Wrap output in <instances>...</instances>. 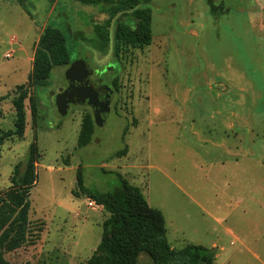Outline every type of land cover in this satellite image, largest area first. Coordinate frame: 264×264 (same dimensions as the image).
<instances>
[{
    "label": "rangeland",
    "instance_id": "374dc122",
    "mask_svg": "<svg viewBox=\"0 0 264 264\" xmlns=\"http://www.w3.org/2000/svg\"><path fill=\"white\" fill-rule=\"evenodd\" d=\"M212 1L215 12L207 0H151V43L122 45L116 56L112 42L104 51L93 42L91 24L107 18L102 2L0 0L1 129L14 127L17 86L29 92L23 137L0 146V234L17 212L13 168L24 171L30 148L36 171L28 241L0 246L1 264H90L109 214L88 205L78 168L90 188L112 190L119 177L138 186L162 212L174 248L216 243V264H264V0ZM48 24L67 35L69 63L34 87ZM78 59L117 77L118 88L83 146L91 108L59 111L55 98ZM136 264L152 261L141 252Z\"/></svg>",
    "mask_w": 264,
    "mask_h": 264
},
{
    "label": "trees",
    "instance_id": "16d2710c",
    "mask_svg": "<svg viewBox=\"0 0 264 264\" xmlns=\"http://www.w3.org/2000/svg\"><path fill=\"white\" fill-rule=\"evenodd\" d=\"M81 3L96 6L103 3L107 18L103 22L91 24L93 42L99 51L106 50L112 42L113 53L117 56L120 46H143L151 43V0H79ZM210 10L217 7L207 0ZM115 20V21H114ZM114 24V25H113ZM113 26V28H112ZM69 63L67 35L53 24H48L38 41L30 79L34 87L45 86L54 66ZM117 77H114L116 85ZM12 104L15 110L14 127L0 128V146L12 137L22 138L26 125L24 100L28 87L17 86ZM93 118L87 115L83 121L78 141L86 145L91 137ZM127 146L117 152L124 155ZM36 182V171L32 148L29 150L23 172L16 164L11 174L13 194L12 204L17 212L0 234V246L12 250L27 243V225L30 189ZM76 183L87 197L109 214L102 223V234L90 264H136L138 255L147 254L152 264H216L215 250L200 244H186L182 248L171 247L167 235L165 218L162 212L149 205L140 188L119 177L118 186L101 191L87 187L81 168L76 171ZM1 264V258H0Z\"/></svg>",
    "mask_w": 264,
    "mask_h": 264
},
{
    "label": "water",
    "instance_id": "95a60500",
    "mask_svg": "<svg viewBox=\"0 0 264 264\" xmlns=\"http://www.w3.org/2000/svg\"><path fill=\"white\" fill-rule=\"evenodd\" d=\"M89 66L84 59L73 61L65 71V78L69 86L64 91L56 94V104L58 110L61 111L62 107H68L72 102L75 105L90 106L92 110L93 120L95 124L101 125L110 111V101L107 99L103 103H99L95 98L94 92H72L70 91L73 78H78L84 73H88ZM70 91V92H69Z\"/></svg>",
    "mask_w": 264,
    "mask_h": 264
},
{
    "label": "flooded vegetation",
    "instance_id": "af4514ba",
    "mask_svg": "<svg viewBox=\"0 0 264 264\" xmlns=\"http://www.w3.org/2000/svg\"><path fill=\"white\" fill-rule=\"evenodd\" d=\"M118 63H120L119 60H118ZM109 68L112 69V67H108V69ZM96 71H99V72H96ZM102 71L103 70L101 69L93 70L89 67L88 73H84L82 76L78 78L76 77L73 78L70 91L72 90V92L74 93L75 92L76 93L77 92H94L95 98L98 100L99 103H103L107 99H109L110 105H111L113 96L118 88L115 85L114 76H112L109 79H105L104 76L106 75V72H102ZM68 86H69V83L68 81H66L65 88H63L60 92L64 91L66 88H68ZM71 105H75V104L70 102L68 104V107ZM87 107H90V106L87 105Z\"/></svg>",
    "mask_w": 264,
    "mask_h": 264
},
{
    "label": "crops",
    "instance_id": "0c3cea01",
    "mask_svg": "<svg viewBox=\"0 0 264 264\" xmlns=\"http://www.w3.org/2000/svg\"><path fill=\"white\" fill-rule=\"evenodd\" d=\"M175 242H176V240H174ZM170 243V242H169ZM187 244H189V243H187ZM192 244H200V243H192ZM170 245H171V243H170ZM186 245V244H185ZM184 245V246H185ZM200 245H203V244H200ZM203 246H205V245H203ZM171 247H173V245H171ZM206 247H208V246H206ZM211 248H214V249H216V248H218V246L216 245V243H213V245H211L210 246ZM174 248V247H173ZM182 248V247H181ZM176 249V248H175ZM179 249V248H178ZM216 256V255H215Z\"/></svg>",
    "mask_w": 264,
    "mask_h": 264
},
{
    "label": "built area",
    "instance_id": "2783aa9c",
    "mask_svg": "<svg viewBox=\"0 0 264 264\" xmlns=\"http://www.w3.org/2000/svg\"><path fill=\"white\" fill-rule=\"evenodd\" d=\"M10 55H11V54H9V53L6 54V56H8V57H9ZM88 205H90V206H98V205L95 203V201L92 200V199L88 201Z\"/></svg>",
    "mask_w": 264,
    "mask_h": 264
}]
</instances>
